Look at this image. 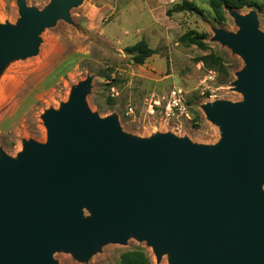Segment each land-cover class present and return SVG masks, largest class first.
I'll return each mask as SVG.
<instances>
[{
  "label": "water",
  "instance_id": "obj_1",
  "mask_svg": "<svg viewBox=\"0 0 264 264\" xmlns=\"http://www.w3.org/2000/svg\"><path fill=\"white\" fill-rule=\"evenodd\" d=\"M82 2L16 0V22L0 23V74ZM228 12L236 31L213 27L210 40L243 60L230 82L242 99L201 106L220 138L129 134L116 112L89 107L87 75L41 114L45 141L23 140L15 156L0 148V264H58V251L85 261L130 238L156 262L264 264V31L256 9Z\"/></svg>",
  "mask_w": 264,
  "mask_h": 264
},
{
  "label": "rangeland",
  "instance_id": "obj_2",
  "mask_svg": "<svg viewBox=\"0 0 264 264\" xmlns=\"http://www.w3.org/2000/svg\"><path fill=\"white\" fill-rule=\"evenodd\" d=\"M25 1L39 9L48 2ZM147 1L148 7L144 0H83L70 12L72 23L60 20L40 33L36 55L9 61L0 74V148L15 156L23 140L45 141L41 114L45 109L58 108L67 100L71 86L87 75H92L89 107L100 116L116 112L127 133L148 137L172 132L193 142L215 143L220 138L219 129L205 117L201 106L216 99H242L230 82L244 62L210 38L213 27L236 31L237 26L228 10L225 21L217 22L207 0H192L201 14L182 11L169 16L166 10L181 0ZM251 1L262 9L253 5L236 10L244 14L256 9L259 28L264 31V0ZM18 16L16 0H0V23H15ZM188 30L205 34L208 48L180 42L179 37ZM142 37L156 53L137 64L126 48ZM209 51L223 57L228 78L198 61ZM171 89L180 90L190 119L166 125L159 114L148 115L146 108L151 97L167 98ZM127 106H132V115H126ZM137 247L146 252L151 264H168L167 255L156 262L151 248L133 238L125 245L107 243L85 261L63 251L53 257L58 264H118L123 251Z\"/></svg>",
  "mask_w": 264,
  "mask_h": 264
},
{
  "label": "trees",
  "instance_id": "obj_3",
  "mask_svg": "<svg viewBox=\"0 0 264 264\" xmlns=\"http://www.w3.org/2000/svg\"><path fill=\"white\" fill-rule=\"evenodd\" d=\"M211 12L214 15V19L217 22H224L226 17V11L229 8L242 9L243 7L255 5L259 10L262 9L261 5L255 4L251 0H207ZM187 11L189 13H202L201 8L192 0H181L174 4L171 8L166 10V14L169 16L174 12ZM179 41L185 45H195L199 49L206 50L207 38L205 34L197 33L194 30H188L179 37ZM127 52L133 62L142 64L145 59L156 53V49L148 45L145 38H140L133 45L126 48ZM198 61L202 65L218 73L222 78L229 77V69L223 59V57L215 51H209L198 57ZM118 264H151L150 257L142 248H134L123 251L119 256Z\"/></svg>",
  "mask_w": 264,
  "mask_h": 264
},
{
  "label": "built area",
  "instance_id": "obj_4",
  "mask_svg": "<svg viewBox=\"0 0 264 264\" xmlns=\"http://www.w3.org/2000/svg\"><path fill=\"white\" fill-rule=\"evenodd\" d=\"M146 111L151 116L159 114L166 125L169 122H180L182 119H190L189 110L178 89H171L167 98L151 97L147 101ZM132 113V106H127L126 115H132Z\"/></svg>",
  "mask_w": 264,
  "mask_h": 264
},
{
  "label": "crops",
  "instance_id": "obj_5",
  "mask_svg": "<svg viewBox=\"0 0 264 264\" xmlns=\"http://www.w3.org/2000/svg\"><path fill=\"white\" fill-rule=\"evenodd\" d=\"M141 1H143V0H141ZM144 2L146 4V6L148 7V1L147 0H144Z\"/></svg>",
  "mask_w": 264,
  "mask_h": 264
}]
</instances>
